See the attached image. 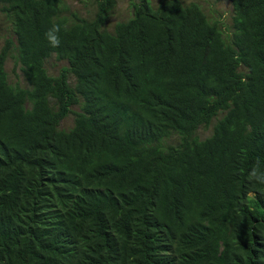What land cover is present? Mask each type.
Returning <instances> with one entry per match:
<instances>
[{"label": "trees", "instance_id": "1", "mask_svg": "<svg viewBox=\"0 0 264 264\" xmlns=\"http://www.w3.org/2000/svg\"><path fill=\"white\" fill-rule=\"evenodd\" d=\"M93 1L85 19L62 0H0L14 35L0 51V264H264V186L248 179L264 169V0H215L232 7L227 37L182 0H128L109 32L115 1ZM12 51L25 87L8 80ZM51 56L67 64L57 76Z\"/></svg>", "mask_w": 264, "mask_h": 264}, {"label": "rangeland", "instance_id": "2", "mask_svg": "<svg viewBox=\"0 0 264 264\" xmlns=\"http://www.w3.org/2000/svg\"><path fill=\"white\" fill-rule=\"evenodd\" d=\"M115 6L110 12L104 29L112 32L116 23L126 21L133 15V5L128 0H114ZM153 7H155L161 0H149ZM134 2H137L135 0ZM184 4L195 3L199 5L203 13L206 15L210 22L219 24V27L223 31L225 37L229 36L232 31V7L227 1L217 2L215 0H182ZM61 14L71 18V14H77L78 16L91 19L96 12V5L93 0H62ZM6 40L14 41V35L12 31V25L5 16L0 13V51L5 45ZM67 67L66 62L59 61L55 56H51L45 62V68L50 76H57L62 68ZM5 71L8 75V80L12 84H19L25 87L23 82L19 65L16 60L15 51L11 52V55L5 63ZM70 83H73V78H70ZM75 111L78 108L74 109ZM214 121L207 127H200L195 133V137L199 140H203L209 137L212 133V126ZM73 125V116L69 115L60 124V128L68 129ZM180 138L177 134H172L169 137L163 139L161 142L162 147L175 146L179 143Z\"/></svg>", "mask_w": 264, "mask_h": 264}, {"label": "clouds", "instance_id": "3", "mask_svg": "<svg viewBox=\"0 0 264 264\" xmlns=\"http://www.w3.org/2000/svg\"><path fill=\"white\" fill-rule=\"evenodd\" d=\"M61 31V26L58 24H53L46 32L45 39L48 45L52 48H58L61 44L59 33ZM248 179L256 185L264 186V169L259 165H255L248 173Z\"/></svg>", "mask_w": 264, "mask_h": 264}]
</instances>
